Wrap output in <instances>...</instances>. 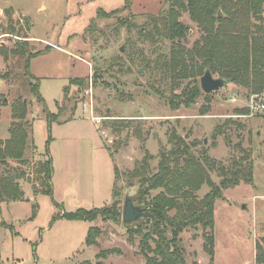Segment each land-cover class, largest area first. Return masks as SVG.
<instances>
[{
	"label": "rangeland",
	"instance_id": "374dc122",
	"mask_svg": "<svg viewBox=\"0 0 264 264\" xmlns=\"http://www.w3.org/2000/svg\"><path fill=\"white\" fill-rule=\"evenodd\" d=\"M123 5L124 0H0V140L9 138L12 123L19 121L13 117L18 99L26 104L29 123L23 160L8 158L0 168L14 176L22 191L21 199L0 201V223H5L0 225L1 264H145L141 237L129 240L122 215L117 221L52 219L62 211L108 206L115 199L122 210L125 195L136 194L140 177L157 170L160 150L171 147L173 135L192 153L215 162L209 171L215 183L220 181L218 165L245 155L253 162L252 182L228 187L215 200L212 229L197 224L180 234L186 260L257 264L258 245L264 250V113L249 115L254 93L229 81L209 92V100L203 92L190 105L178 103L182 90L195 80L200 84L201 76L174 78L161 63L176 42L139 32L140 27L146 31L148 15L168 8V0ZM99 9L118 11L98 16ZM261 16L264 22V10ZM120 19L130 25H118ZM180 19L190 28L180 43L190 48L200 37L199 28L187 12ZM17 42L27 43L32 52L47 50L30 60L29 71L31 82L39 80L47 109L57 114L49 155L59 206L43 191L37 171L48 158L46 111L32 92L25 57L12 51ZM74 78L84 84L70 82ZM140 167L141 175L133 174ZM209 190L203 183L196 198ZM93 225L102 233L97 245L87 246ZM104 249L112 251L97 258Z\"/></svg>",
	"mask_w": 264,
	"mask_h": 264
},
{
	"label": "trees",
	"instance_id": "16d2710c",
	"mask_svg": "<svg viewBox=\"0 0 264 264\" xmlns=\"http://www.w3.org/2000/svg\"><path fill=\"white\" fill-rule=\"evenodd\" d=\"M129 7L130 0H124L123 8ZM263 10L264 0H168V8L158 14L148 15L147 26L144 25L146 31H142L140 27L139 32L149 39L159 35L176 42L170 49L168 59L161 63L165 70H169L171 75H174V78H194L209 69L212 74L217 73L219 77L246 88L248 93H261L264 92V22L261 16ZM117 11L118 9L104 12L99 9L97 15L112 16ZM183 12L189 14L200 31L199 39L195 40L190 48L180 43L190 30L180 19ZM118 22V25L127 24L126 19H120ZM92 23L94 24V20ZM12 51L25 57L24 69L30 79L32 92L44 105L46 111L48 136L45 153L48 158L39 165L37 171L40 180H43V191L51 197L56 206H59L53 196L51 183L53 167L49 155V145L52 141L51 128L52 123L57 121V114L47 109L45 100L39 92V80L31 82L29 71L30 60L47 50L32 52L29 51L27 43L17 42ZM70 82L80 86L84 84L83 79L78 78L71 79ZM203 92L200 84L195 80L193 86L187 85L180 96H177V102L190 105L197 97L203 95ZM209 95L210 93L205 92L207 100L210 99ZM169 100L171 103L175 102V98ZM16 103L13 107V117L18 118L19 121L12 123L10 137L0 140V168L7 164L8 158L22 161L27 147L29 123L24 120L27 112L26 104L23 99H18ZM170 142L169 149L162 147L160 150L157 170L139 179V188L133 200L139 204L145 203L152 217L145 219L149 221L146 224L143 220L126 225L128 238L133 241L136 235L141 237L139 245L146 259L145 264H200L197 261L188 263L180 244V234L186 228L197 224L212 229L215 200L222 197V191L228 187H233L239 182L251 183L253 162L245 155L234 159L228 166L218 165L217 173L220 181L215 183L209 174V171L214 169L213 160L192 153L190 145L179 135H173ZM141 170L140 167L133 174L141 175ZM114 172H117L115 166ZM9 175L3 174L0 170V201L21 199L22 191ZM203 183H207L210 190L198 199L195 192ZM115 185L114 182L113 186ZM156 189H160L159 192L151 196V190ZM171 210H175L174 214L169 213ZM122 214L123 208L121 210L119 200L115 199L108 206L79 208L73 212L62 211L54 215L52 220L66 218L93 221L100 216L104 221H117ZM0 225L5 223L2 222ZM6 227L12 230V225ZM101 233L102 229L99 226H90L85 244L97 245V238ZM213 241V236L209 235L208 250L211 254ZM111 251L112 249L101 250L96 257H104ZM256 263L264 264V250L261 245H258ZM79 264H92V262L83 261ZM96 264L100 263L96 262Z\"/></svg>",
	"mask_w": 264,
	"mask_h": 264
},
{
	"label": "water",
	"instance_id": "95a60500",
	"mask_svg": "<svg viewBox=\"0 0 264 264\" xmlns=\"http://www.w3.org/2000/svg\"><path fill=\"white\" fill-rule=\"evenodd\" d=\"M228 82V80L221 77L214 78L209 69H206L200 77V86L206 93L216 91ZM9 178L13 180L14 176L9 175ZM150 217H152V213L147 207L135 203L131 195H125L122 214V221L125 225H132L133 223L141 222Z\"/></svg>",
	"mask_w": 264,
	"mask_h": 264
},
{
	"label": "built area",
	"instance_id": "2783aa9c",
	"mask_svg": "<svg viewBox=\"0 0 264 264\" xmlns=\"http://www.w3.org/2000/svg\"><path fill=\"white\" fill-rule=\"evenodd\" d=\"M248 109L249 115L264 113V92L250 95Z\"/></svg>",
	"mask_w": 264,
	"mask_h": 264
},
{
	"label": "crops",
	"instance_id": "0c3cea01",
	"mask_svg": "<svg viewBox=\"0 0 264 264\" xmlns=\"http://www.w3.org/2000/svg\"><path fill=\"white\" fill-rule=\"evenodd\" d=\"M15 235H18V233H17V234H15Z\"/></svg>",
	"mask_w": 264,
	"mask_h": 264
},
{
	"label": "flooded vegetation",
	"instance_id": "af4514ba",
	"mask_svg": "<svg viewBox=\"0 0 264 264\" xmlns=\"http://www.w3.org/2000/svg\"><path fill=\"white\" fill-rule=\"evenodd\" d=\"M212 74V73H211ZM216 78H219V77H216Z\"/></svg>",
	"mask_w": 264,
	"mask_h": 264
}]
</instances>
